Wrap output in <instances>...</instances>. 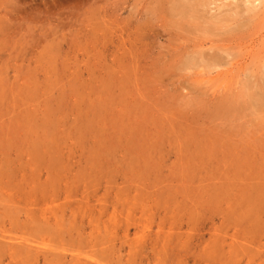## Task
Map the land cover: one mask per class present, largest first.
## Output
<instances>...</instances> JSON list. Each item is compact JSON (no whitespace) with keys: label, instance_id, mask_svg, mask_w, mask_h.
<instances>
[{"label":"rangeland","instance_id":"obj_1","mask_svg":"<svg viewBox=\"0 0 264 264\" xmlns=\"http://www.w3.org/2000/svg\"><path fill=\"white\" fill-rule=\"evenodd\" d=\"M173 1L0 0V264H264V0Z\"/></svg>","mask_w":264,"mask_h":264},{"label":"bare ground","instance_id":"obj_2","mask_svg":"<svg viewBox=\"0 0 264 264\" xmlns=\"http://www.w3.org/2000/svg\"><path fill=\"white\" fill-rule=\"evenodd\" d=\"M185 1V0H184ZM193 3V2H191ZM186 4V3H185ZM185 4H181L180 1H173L172 4H171V7L169 8V12H175L176 13H179L180 15L179 16H185V14L187 13V11H195V8L196 7H201L202 5V1L201 0H194V4L190 5H186ZM199 5V6H198ZM205 5V4H204ZM208 6V5H207ZM204 7V6H203ZM176 15V14H175ZM178 15V14H177ZM194 15V14H193ZM213 16V15H212ZM197 18V17H196ZM203 18V17H202Z\"/></svg>","mask_w":264,"mask_h":264}]
</instances>
